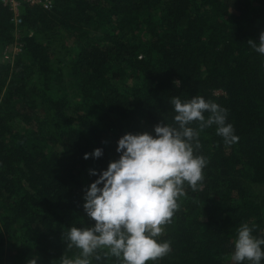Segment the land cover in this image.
Listing matches in <instances>:
<instances>
[{"label": "trees", "instance_id": "16d2710c", "mask_svg": "<svg viewBox=\"0 0 264 264\" xmlns=\"http://www.w3.org/2000/svg\"><path fill=\"white\" fill-rule=\"evenodd\" d=\"M13 16L0 0V207L8 211L0 212V264L33 257L59 264L77 255L67 231L95 224L83 208L85 189L119 159L122 136L155 137L156 124L173 122L175 96L226 108L239 141L226 145L215 125L201 132L195 154L208 159L204 180L197 191L185 185L157 238L170 241L171 252L146 264H237L231 257L242 223L264 238V205L251 191L264 188V55L247 43L264 32V0L24 5L22 54L11 65L2 57L16 42ZM97 148L101 157L84 159ZM103 251L91 264H121Z\"/></svg>", "mask_w": 264, "mask_h": 264}, {"label": "clouds", "instance_id": "9594fccd", "mask_svg": "<svg viewBox=\"0 0 264 264\" xmlns=\"http://www.w3.org/2000/svg\"><path fill=\"white\" fill-rule=\"evenodd\" d=\"M264 55V32L259 43L247 41ZM180 82V81H177ZM181 83V82H180ZM176 115L172 123L162 121L154 126L155 137L148 132L127 133L118 140V160L109 163L99 179L85 189L83 208L95 221L91 227H71L66 233L67 248L79 253L73 258L63 255L59 264H91L103 256L121 260V264H146L171 252L170 241H159L164 227L180 208L178 201L186 195L185 185L197 191L204 180L208 159L198 153L201 132L213 125L226 145L239 141L235 129L227 123L228 110L202 96L182 101L172 97ZM209 113L207 118L205 113ZM198 122V127H192ZM100 148L89 156L99 158ZM96 175L95 170H91ZM103 187H98V185ZM256 225L242 223L237 229L232 260L241 264H261L264 259V238L253 235ZM33 257L27 264H37Z\"/></svg>", "mask_w": 264, "mask_h": 264}, {"label": "rangeland", "instance_id": "374dc122", "mask_svg": "<svg viewBox=\"0 0 264 264\" xmlns=\"http://www.w3.org/2000/svg\"><path fill=\"white\" fill-rule=\"evenodd\" d=\"M229 3H230V5L232 6V7H236L239 3H241V0H227ZM21 12H22V10H21ZM21 35H22V32H18V33H16V36L18 37V38H21ZM69 42H70V40H67V42H66V44H67V46L68 47H71V45L69 44ZM17 46H16V44L15 43H13V44H11V45H9L8 47H6L7 48V54H6V56L4 55L2 58H4V59H6V57L7 58H10V60H7V62H9V64L11 63V65H13L14 63H15V61H16V59H18V57H20V55L22 54V52H18L17 51V48H16ZM5 48V49H6ZM4 59H2L3 60V62L5 61ZM62 66H65V63H63L62 64ZM67 68V67H66ZM62 71H63V73H64V78L65 79H67V80H71L69 77H68V75H67V71H66V69H62ZM66 94L67 95H74V96H72V99H74L75 100V90H72L71 88H69V90H67V92H66ZM216 95L217 96H222V95H224V93L222 92V91H217L216 92ZM45 114V113H44ZM138 122V121H137ZM135 124V123H134ZM144 132H146V131H142L141 132V134L142 133H144ZM247 185L249 186L250 184H249V180L247 181ZM251 191H252V193L255 195V196H257L258 198H259V201H260V203L261 204H263L264 205V188H251ZM1 203V202H0ZM2 208H3V206H1ZM1 207H0V212H3V213H7L8 211H5L6 209H1ZM20 235V231H19V228H17V229H15L14 231H13V233H11L10 235H8V237H7V243H10V242H13L14 240H16V238L18 237Z\"/></svg>", "mask_w": 264, "mask_h": 264}, {"label": "built area", "instance_id": "2783aa9c", "mask_svg": "<svg viewBox=\"0 0 264 264\" xmlns=\"http://www.w3.org/2000/svg\"><path fill=\"white\" fill-rule=\"evenodd\" d=\"M2 3L7 7L10 8V10L13 12V22L15 24V36L16 33L21 32V26L23 25V17H22V8L24 5L29 6H40L44 8L45 10H51L53 8V0H1ZM19 39L16 36V48L18 52H22V45L19 43ZM7 54V48L4 51V55ZM5 60H10V58H7Z\"/></svg>", "mask_w": 264, "mask_h": 264}]
</instances>
